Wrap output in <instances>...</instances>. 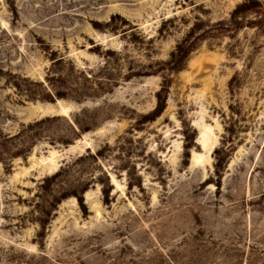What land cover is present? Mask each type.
<instances>
[{"label": "rangeland", "instance_id": "obj_1", "mask_svg": "<svg viewBox=\"0 0 264 264\" xmlns=\"http://www.w3.org/2000/svg\"><path fill=\"white\" fill-rule=\"evenodd\" d=\"M0 264H264V0H0Z\"/></svg>", "mask_w": 264, "mask_h": 264}]
</instances>
